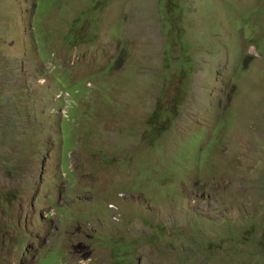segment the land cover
<instances>
[{"label":"rangeland","instance_id":"rangeland-1","mask_svg":"<svg viewBox=\"0 0 264 264\" xmlns=\"http://www.w3.org/2000/svg\"><path fill=\"white\" fill-rule=\"evenodd\" d=\"M263 222L264 0H0V264H264Z\"/></svg>","mask_w":264,"mask_h":264},{"label":"trees","instance_id":"trees-1","mask_svg":"<svg viewBox=\"0 0 264 264\" xmlns=\"http://www.w3.org/2000/svg\"><path fill=\"white\" fill-rule=\"evenodd\" d=\"M151 132H153V131H151ZM263 224H264V222H263ZM260 226H262V225H260ZM260 230L264 231V227H261ZM257 239L259 240V242H257V244H261L263 242V239H264V232L261 233L260 237Z\"/></svg>","mask_w":264,"mask_h":264},{"label":"clouds","instance_id":"clouds-1","mask_svg":"<svg viewBox=\"0 0 264 264\" xmlns=\"http://www.w3.org/2000/svg\"><path fill=\"white\" fill-rule=\"evenodd\" d=\"M113 219H115V216H113Z\"/></svg>","mask_w":264,"mask_h":264}]
</instances>
